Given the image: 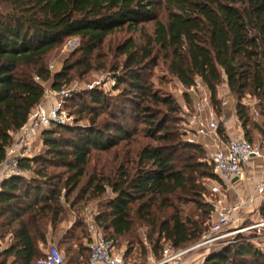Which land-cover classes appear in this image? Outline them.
Listing matches in <instances>:
<instances>
[{"label":"trees","instance_id":"16d2710c","mask_svg":"<svg viewBox=\"0 0 264 264\" xmlns=\"http://www.w3.org/2000/svg\"><path fill=\"white\" fill-rule=\"evenodd\" d=\"M161 2L168 11L167 24L155 14ZM0 7V162L12 141L11 133L43 101L45 83L50 81V88L59 90L70 83L72 69H91L89 57L117 29L126 26L133 31L138 25L154 23L147 47L137 48L129 39L117 49L125 56L121 67L130 79L117 80V85L128 84L131 94H121L127 106L117 112L108 110L102 93L88 90L84 93L89 100L99 105L89 107L83 102L77 110V114L92 115L88 125L55 124L41 135L48 148L46 157H51L47 161L65 169L64 180L62 176L58 181H63L64 198L74 195L77 201H86L103 195L106 185L111 189L112 196L94 221L116 248L119 237L137 240L135 224L148 228L145 237L154 254L167 243L183 247L200 239L208 229L212 209L209 201H202L206 188L210 194V186L200 180L219 179L205 160L203 144L182 139L174 127L172 115L178 108L173 98L159 95L142 82L137 69L157 46L167 53L168 72L185 89L199 79L214 107L221 105L216 93L224 81L245 127L249 114L241 99L249 95L260 104L264 101V0H0ZM70 37L82 42V59L52 73L47 55ZM101 114L111 120L98 121ZM131 118L142 125L138 132L126 128ZM257 127L264 132L263 126ZM58 130L70 138L58 139ZM136 136L148 142L141 143ZM244 137L251 140L247 133ZM120 143L126 149L114 178L106 177L104 183L92 174L82 184L92 151L107 153ZM46 157L23 159L20 166L47 162ZM35 175L30 181L11 177L0 186V234L11 235V242L0 252V264H35L48 231L58 232L67 215L59 201L61 188L51 185V177L43 170H36ZM42 185L47 186L45 193ZM171 199L180 203L193 199L192 218ZM72 229L85 231L87 238L83 215ZM66 250V264H87L86 245L76 243ZM141 250L146 253L145 246ZM203 260L204 264H264V252L242 240L209 250Z\"/></svg>","mask_w":264,"mask_h":264},{"label":"rangeland","instance_id":"374dc122","mask_svg":"<svg viewBox=\"0 0 264 264\" xmlns=\"http://www.w3.org/2000/svg\"><path fill=\"white\" fill-rule=\"evenodd\" d=\"M2 7H0V10ZM155 14L157 19L160 20L163 24H167L168 21V11L163 2H161L155 9ZM154 32V23L147 22L141 25H138L136 30H129L124 26L122 29H117L114 33L109 35L97 50H95L89 61L91 64V69L85 71L82 69H72L69 74H71L72 79L69 84L62 85L59 89H65L69 92V96L66 98L64 111L66 112L69 118L72 120L66 122L69 125H78L85 126L89 124V118L92 116L87 111H83L81 114H77V110L83 105V102L87 106L98 108L99 105H94L90 100L89 96L84 92L88 90H99L105 99V106L108 107V110L119 111L122 106H127L121 99L122 93H128L129 87L126 83H119L117 85V80L120 79L124 82H130L128 75L125 70H122V63L125 60L124 55H120L117 49L122 46L126 41L131 39L137 46V48L147 47L148 38L153 36ZM82 42L78 37L66 38L62 43L52 50L47 55V66L52 73L61 70L65 64H72L74 66L77 60L82 59V51H80ZM167 53L158 49L157 46L153 48L151 56L144 63L139 65L138 72L141 76L142 82L151 86V88L161 96H170L173 98L178 111L172 115L174 118V127L178 129L180 133L183 134L182 139L188 141L189 138L193 139L194 142L200 144H210L213 143L210 138H199L196 139L193 135L194 119L198 117V104L203 103V99L206 98L209 101L210 105L213 107L215 113L219 115L221 112L225 114V122L227 123L228 131L234 135L239 134H248V137L251 140H263L264 141V132L258 130V125L263 126L264 130V101L258 103L255 98H252L249 95L244 96L240 104L247 108L249 114V120L246 123L245 127H242V122L237 118L235 112L236 101L234 97L226 94L225 99L228 101L227 105L220 107L218 104L214 107L210 99V94L208 90H197L195 92L185 89L180 82L168 72V57ZM83 73H82V72ZM50 82V81H49ZM45 83V91L50 88V83ZM226 83L222 81L218 87L216 93V98L222 96V92L219 90L225 88ZM227 86V85H226ZM45 93V92H44ZM129 94V93H128ZM131 94V92H130ZM221 103V101H220ZM259 104V105H258ZM43 106H49L48 102L45 103L43 100L41 102ZM208 108H205V112L201 113L202 117L207 116ZM98 111V110H97ZM101 120H111L110 116L106 114H101L98 119ZM117 122H121L119 119ZM126 128L138 132L142 129V125L134 119H128ZM222 129V133L226 134L225 124L223 122H218V130ZM58 139L64 140L70 138L71 135L64 133L60 130L56 131ZM136 139L141 143L148 142L147 138H141L136 136ZM120 143L115 148L110 150L107 153H100L98 151H92L89 164L86 168V175L82 179V184L87 180L90 175H95L103 178L101 181L106 182V177L114 178L117 170V166L123 158V152L126 148L121 146ZM136 148L137 145L133 144ZM48 148L44 145L43 137L41 132L36 135L31 144V158L34 159L38 156L45 158ZM51 158L46 157V161ZM50 162L37 161L29 164V168H23L24 175L22 176L25 180H32L36 178L35 171L43 170L46 174H49L50 183L55 188H61V197L60 204L64 206L67 210V215L65 219L60 223V230L55 234H52L49 230V238L45 246L49 244L55 245L65 256L67 255L68 246L75 247L76 243H82L85 246L84 238L86 232H79V229H72L75 221H78L79 218L83 215L84 221L90 215L95 216L97 212H100L104 209V204L112 196L111 189L106 185V192L97 197H93L89 200L77 201L72 195L68 199L63 197L65 189H62V182L58 183L60 178L64 180L65 169L60 166L51 165ZM130 167V165H128ZM202 184L206 187H209L212 184V180L203 179L200 180ZM49 186V185H48ZM44 193L46 192L47 186H43ZM51 188V187H50ZM182 198H185L184 196ZM193 198V197H190ZM216 198L213 195L208 193V189L204 190L202 195V201L205 203L210 199ZM232 199V198H231ZM175 205H177L184 214L189 215L192 218V213L196 211V207L190 199L186 203H180L176 199H171ZM251 208L246 210L247 215L250 216L251 221L258 220V216ZM196 218V217H194ZM136 234H138L137 240H132L129 236L117 238L118 247L123 251V262L124 264H145L147 253L150 251V245L145 237V233L148 231V228L144 225L135 224ZM73 230V231H72ZM156 237V234H153V238ZM247 234L242 233L237 235V241H246ZM69 240L68 243L64 244L63 241ZM139 240L142 241L139 242ZM199 240V239H198ZM198 240L187 244L186 246L197 242ZM11 242V235L9 233L2 235L0 234V248L7 246ZM63 243V244H62ZM145 246L146 253L144 254L141 250V246ZM205 249H198L190 254L183 264H204L203 258L205 256ZM87 254V253H86ZM158 252H155L156 258L158 257Z\"/></svg>","mask_w":264,"mask_h":264},{"label":"built area","instance_id":"2783aa9c","mask_svg":"<svg viewBox=\"0 0 264 264\" xmlns=\"http://www.w3.org/2000/svg\"><path fill=\"white\" fill-rule=\"evenodd\" d=\"M219 89L223 94L221 109L227 105L225 99L228 88ZM190 91L206 90L202 82L197 79L189 88ZM218 95V92H217ZM69 96L65 89H47L44 101L29 114L26 122L16 132L11 133L12 141L6 147L4 159L0 162V186L11 177H22L24 170L20 161L31 158V144L36 135L49 129L55 124H66L69 118L63 109L64 102ZM207 110V116L201 113ZM198 117L194 119L193 135L196 139L210 138L213 143L204 144L207 150L206 162L211 164L219 182H212L210 194L216 198L210 199L212 207L208 220V229L195 243L183 247L164 244L156 258L149 252L145 264H183L186 258L198 249L209 250L236 243L239 234L246 233V241L256 249L264 252V141L248 140L243 134L228 136L218 133V122H224L223 112L217 115L206 98L198 104ZM188 141L194 142L189 138ZM235 179V181H234ZM251 182V189L247 188ZM233 197L227 201L228 194ZM251 208L258 216V220L251 221L246 210ZM87 238L85 245L88 250L87 264H124L123 251L116 248L113 240L108 239L102 229L97 226L94 216L90 215L85 221ZM4 247L0 248V252ZM42 256L35 264H66L64 254L53 244L40 245Z\"/></svg>","mask_w":264,"mask_h":264},{"label":"crops","instance_id":"0c3cea01","mask_svg":"<svg viewBox=\"0 0 264 264\" xmlns=\"http://www.w3.org/2000/svg\"><path fill=\"white\" fill-rule=\"evenodd\" d=\"M45 103H46V102H45ZM221 110H222V109H221ZM227 123H228V122H225V121L223 122V124H225V128H226V135H228V136H233L234 134H233V133L231 134V133L228 131ZM210 144H211V143H210ZM251 184H252L251 182H247V185H248L247 188H248V189H251V187H252ZM231 198H233V197L231 196V193H230V194H228V196H227V201H230Z\"/></svg>","mask_w":264,"mask_h":264},{"label":"water","instance_id":"95a60500","mask_svg":"<svg viewBox=\"0 0 264 264\" xmlns=\"http://www.w3.org/2000/svg\"><path fill=\"white\" fill-rule=\"evenodd\" d=\"M234 181H235V179H234Z\"/></svg>","mask_w":264,"mask_h":264}]
</instances>
